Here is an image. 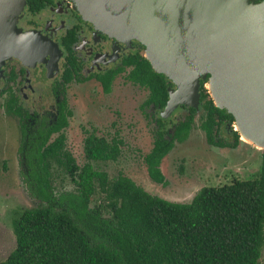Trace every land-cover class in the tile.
I'll return each instance as SVG.
<instances>
[{
  "label": "trees",
  "instance_id": "trees-1",
  "mask_svg": "<svg viewBox=\"0 0 264 264\" xmlns=\"http://www.w3.org/2000/svg\"><path fill=\"white\" fill-rule=\"evenodd\" d=\"M132 62L130 79L149 89V102L163 105L164 77L145 59ZM201 100L210 125L215 112L231 119L205 95ZM64 125L61 118L47 133L30 134L23 142V178L41 205L13 219L15 248L0 264H264L259 261L264 246V150L252 179L203 187L190 203H173L123 175L110 180L88 165L79 168L64 151L62 135L49 142L50 133ZM168 149L169 144L157 142L147 158L157 183L163 178L154 166ZM85 154L113 160L118 150L115 143L90 138ZM53 164L70 177L74 191L56 193ZM96 193L99 199L91 206Z\"/></svg>",
  "mask_w": 264,
  "mask_h": 264
},
{
  "label": "flooded vegetation",
  "instance_id": "flooded-vegetation-1",
  "mask_svg": "<svg viewBox=\"0 0 264 264\" xmlns=\"http://www.w3.org/2000/svg\"><path fill=\"white\" fill-rule=\"evenodd\" d=\"M261 1L255 0L256 3ZM33 2L29 5L26 0L24 7L26 20L23 17L19 23H21L20 27L25 30L23 33L31 32L39 36L37 39L40 41V46L38 47L44 51L41 61L31 55L24 60L7 57L0 64L2 108L7 116L16 119L19 126V156L22 168L23 142L30 134L47 133L57 125L61 118L65 119V125L59 131L50 133L49 142L62 135L63 149L77 165L71 153L66 149V138L63 133L69 125L70 105L76 109L78 107L84 108L87 113H92L97 108V104H107L109 98L118 89L116 82L122 79L126 83L123 85L137 87L147 93L146 98L139 105L138 112L144 114L151 123L152 145L144 155L143 163L145 165L144 171L147 172L152 182L162 187L166 186L167 180L161 170L163 162L174 153L177 146L187 142L196 119L199 123L198 128L203 132L208 145L220 150H236L244 145L253 152H259L261 163L258 171L260 170L264 149L259 150L262 147L244 139L234 117L227 110L215 105L216 102L213 100L214 98L212 99L213 96L209 90L210 74H206L205 78L199 80V97L196 103L194 100L189 101V103H177L169 110L167 104L171 99L170 94L172 90H177V85L162 74L166 82L165 103L161 105L160 103L149 102V89L130 79L131 73L135 69L132 62L133 58L145 59L149 63L143 44L136 39L121 36L113 37L99 30L92 22L82 18L72 0H33ZM153 72L156 73L154 70ZM203 95L211 101L214 109L223 111L224 115H229L231 119L229 120L215 112L212 115V124L210 125L208 114L203 106L204 102L201 100ZM24 104L28 106L25 107ZM193 104L196 105L193 106ZM9 105L13 106L12 113H7ZM179 110H182L181 116H174ZM173 116L176 117L175 121H173ZM208 130H210L209 134ZM89 131L86 132L83 140V152L86 160L97 163L116 161L123 141L117 135L108 140L103 135L99 136L95 129L89 128ZM221 133L230 134L232 141L227 142L222 139ZM90 138L103 141L108 145L115 143L118 150L116 158L113 160L89 159L85 154V144ZM210 140L213 141V144L210 143ZM157 142L169 144L168 151L154 166L163 178L162 183H157L151 178L150 166L147 162V158L152 154ZM86 165L93 169L90 163L83 166ZM257 172L249 179H252ZM104 173L107 175L106 172ZM235 180L241 181L242 179L232 178L230 184Z\"/></svg>",
  "mask_w": 264,
  "mask_h": 264
},
{
  "label": "water",
  "instance_id": "water-1",
  "mask_svg": "<svg viewBox=\"0 0 264 264\" xmlns=\"http://www.w3.org/2000/svg\"><path fill=\"white\" fill-rule=\"evenodd\" d=\"M72 2L104 33L143 44L152 69L177 85L169 110L196 103L199 80L210 74L222 102L215 105L264 149V0ZM25 5L26 0H0V64L7 57L42 59L39 36L15 26ZM188 68L194 76H186Z\"/></svg>",
  "mask_w": 264,
  "mask_h": 264
},
{
  "label": "rangeland",
  "instance_id": "rangeland-1",
  "mask_svg": "<svg viewBox=\"0 0 264 264\" xmlns=\"http://www.w3.org/2000/svg\"><path fill=\"white\" fill-rule=\"evenodd\" d=\"M23 17L26 20L24 9L15 22L20 32H25L19 23ZM186 76L192 77L194 72L188 68ZM123 84L126 83L122 79L117 81L118 89L109 98L107 104H97V108L92 113H87L84 108L76 109L70 105L69 125L63 133L66 138V149L79 167L90 163L94 170L106 172L110 180L120 174L124 175L150 195L173 203H190L194 195L203 187L230 184L232 178L236 177L246 180L258 171L261 163L259 152H253L244 145L236 150H220L208 145L203 132L198 128L199 123L196 119L187 142L177 146L174 153L163 162L161 170L167 180L166 186L162 187L152 182L144 171L143 163V157L152 145L151 123L144 114L138 112L139 105L144 101L147 93L137 87ZM173 92L175 91L172 90L171 93ZM2 102L3 98H0V262L4 261L15 248L13 219L19 212L41 205L23 178L24 169L19 156L18 123L15 118L4 113ZM24 106L28 105L24 104ZM181 113L182 110H179L174 116L180 117ZM89 128L95 129L99 136L103 135L108 140L117 135L123 141L116 161L97 163L86 160L83 140L86 132H90ZM220 135L225 141H232L230 134ZM51 173L52 186L56 193L74 191L75 186L64 170L54 165ZM98 199L99 194L96 193L92 198L91 206ZM259 261L264 263V246Z\"/></svg>",
  "mask_w": 264,
  "mask_h": 264
},
{
  "label": "bare ground",
  "instance_id": "bare-ground-1",
  "mask_svg": "<svg viewBox=\"0 0 264 264\" xmlns=\"http://www.w3.org/2000/svg\"><path fill=\"white\" fill-rule=\"evenodd\" d=\"M146 56L148 57L147 53H146ZM209 90H210V92H211V94H212V96L214 98V101L216 102V105L217 106H221L222 102H221L220 98L216 94L212 78H211V81L209 83ZM239 128H240V131H241V134H242L243 138L246 139L247 141L253 142L252 140H250L248 138V135H247L246 131L243 128H241L240 126H239ZM254 143H256L259 147H262V144L260 142H254Z\"/></svg>",
  "mask_w": 264,
  "mask_h": 264
}]
</instances>
